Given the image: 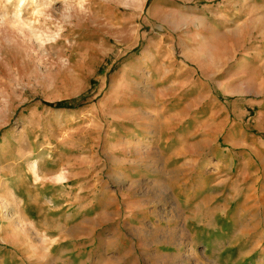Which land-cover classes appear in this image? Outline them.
<instances>
[{"label": "rangeland", "instance_id": "374dc122", "mask_svg": "<svg viewBox=\"0 0 264 264\" xmlns=\"http://www.w3.org/2000/svg\"><path fill=\"white\" fill-rule=\"evenodd\" d=\"M0 264H264V0H0Z\"/></svg>", "mask_w": 264, "mask_h": 264}, {"label": "crops", "instance_id": "0c3cea01", "mask_svg": "<svg viewBox=\"0 0 264 264\" xmlns=\"http://www.w3.org/2000/svg\"><path fill=\"white\" fill-rule=\"evenodd\" d=\"M178 119H179V117H178ZM167 120L169 121L170 120V118H167ZM169 123V122H168ZM120 125H122V123H119ZM128 130H130V132H131V135L134 137L133 139H142V134H143V130H141V131H143V132H141V131H135L134 132V130H133V128H129ZM139 132H141L142 134H140ZM190 131H186V129H185V127H181V132L180 133H178V135H177V137H176V139H175V142H166V150H167V152H166V156L168 157L167 159L168 160H173V158H175V157H181V156H186V154H187V145H186V139H185V136H186V134L187 133H189ZM195 133V132H194ZM247 142V141H246ZM245 142V143H246ZM256 146H259L260 147V140L258 139V140H256ZM199 145H200V142L198 141L196 144H193L192 145V148H194V150L195 149H199ZM184 159V158H183Z\"/></svg>", "mask_w": 264, "mask_h": 264}, {"label": "trees", "instance_id": "16d2710c", "mask_svg": "<svg viewBox=\"0 0 264 264\" xmlns=\"http://www.w3.org/2000/svg\"><path fill=\"white\" fill-rule=\"evenodd\" d=\"M49 106H53L55 108H63L65 107V104H63L62 102H59V103H55V104H49Z\"/></svg>", "mask_w": 264, "mask_h": 264}]
</instances>
